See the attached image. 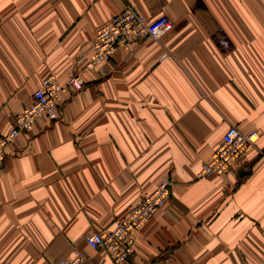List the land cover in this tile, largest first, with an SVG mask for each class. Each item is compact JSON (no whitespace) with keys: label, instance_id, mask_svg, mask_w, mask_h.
Listing matches in <instances>:
<instances>
[{"label":"crops","instance_id":"1","mask_svg":"<svg viewBox=\"0 0 264 264\" xmlns=\"http://www.w3.org/2000/svg\"><path fill=\"white\" fill-rule=\"evenodd\" d=\"M126 5L172 28L84 72L57 119L8 147L0 264H264V0H0V132ZM230 125L257 131L256 147L203 176ZM164 178L170 199L127 259L87 245Z\"/></svg>","mask_w":264,"mask_h":264},{"label":"built area","instance_id":"2","mask_svg":"<svg viewBox=\"0 0 264 264\" xmlns=\"http://www.w3.org/2000/svg\"><path fill=\"white\" fill-rule=\"evenodd\" d=\"M171 28L172 24L167 20L151 23L131 5H126L118 14L97 27L89 51L80 53L76 59L80 68L65 84H61L53 74L45 77L33 93L31 105L15 113L14 124L7 132H0V167L6 150L21 133L30 132L40 120L57 119L68 94L83 87L84 72L110 61L120 50L128 49L137 41H159ZM166 57L167 54H163L159 60ZM258 137L257 131L244 133L230 125L210 159L203 164L201 174L211 176L231 172L245 152L256 147ZM169 187V180L162 179L154 191L145 194L127 216L115 220L111 228L88 233L85 237L87 245L92 249H102L115 262L127 259L133 252L134 237L138 230L152 214L167 205L170 199ZM58 264H84V256L75 252L73 257Z\"/></svg>","mask_w":264,"mask_h":264},{"label":"rangeland","instance_id":"3","mask_svg":"<svg viewBox=\"0 0 264 264\" xmlns=\"http://www.w3.org/2000/svg\"><path fill=\"white\" fill-rule=\"evenodd\" d=\"M116 54H117V53H116ZM116 54H115V55H116ZM115 55L110 59V61L115 57ZM110 61H107V62H110ZM107 62H106V63H107ZM61 105H62V104H61ZM6 132H7V131H6ZM166 179H168V178H166ZM168 180H169V179H168ZM169 182H170V187H169V189H171L172 183H171L170 180H169ZM157 186H158V185H157ZM157 186H156V187H157ZM156 187H155L152 191H154V190L156 189ZM152 191H151V192H152ZM170 191H171V190H170ZM151 192H149V193H151ZM146 194H147V193H146ZM170 196H171V193H170ZM141 199H142V198H141ZM141 199H140V200H141ZM140 200H139V202H140ZM139 202H138V203H139ZM138 203H137V204H138ZM137 204H136V205H137ZM136 205H135V206H136ZM135 206H134V207H135ZM132 209H133V208H132ZM132 209H131V210H132ZM131 210H130V211H131ZM121 219H123V218H121ZM115 220H120V219H115ZM115 220H114V221H115ZM114 221H113V222H114ZM113 222H112V224H113ZM111 226H112V225H111ZM110 228H111V227H110ZM108 229H109V228H108ZM140 229H141V228H140ZM140 229H139V230H140ZM105 230H107V229H105ZM139 230H138V231H139ZM102 231H103V230H102ZM90 233H91V232H90ZM134 239H135V237H134ZM131 254H132V253H131ZM72 257H73V256H72ZM64 261H65V260H64Z\"/></svg>","mask_w":264,"mask_h":264}]
</instances>
